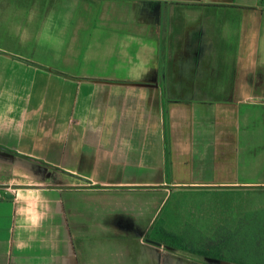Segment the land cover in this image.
<instances>
[{"label":"crops","instance_id":"crops-1","mask_svg":"<svg viewBox=\"0 0 264 264\" xmlns=\"http://www.w3.org/2000/svg\"><path fill=\"white\" fill-rule=\"evenodd\" d=\"M248 155L264 0H0V264H232L147 234L179 191L264 186Z\"/></svg>","mask_w":264,"mask_h":264},{"label":"rangeland","instance_id":"rangeland-1","mask_svg":"<svg viewBox=\"0 0 264 264\" xmlns=\"http://www.w3.org/2000/svg\"><path fill=\"white\" fill-rule=\"evenodd\" d=\"M224 161L215 162V164L217 163L216 167L219 168L222 163H226V170L231 173L232 161L229 159H226V162ZM241 163H243L241 174L245 179L257 181L260 184L264 183V171L251 170L255 166L258 168L264 164V155L244 156ZM246 168L249 169L245 170ZM215 173L221 174L223 171L217 169L211 174L214 176ZM187 189L189 190L190 188ZM260 209H264V186L229 188L225 189V191H179L172 194L169 201L165 204L162 217L165 218L169 214L171 216V213H173V220L171 219L172 222L170 221L169 224L173 230L180 232L185 229L197 241L205 237L207 241L219 244L223 236L229 235L228 230L232 232L243 231L248 226L245 222L250 220V215L247 217L245 215ZM232 244L229 243L227 245L230 250L228 252L230 257L239 258V256L246 255L241 250H237L235 244ZM180 254L179 256L182 257L187 255V253H184V255L182 252ZM158 259H163L164 263L174 260L172 257L163 255L158 257Z\"/></svg>","mask_w":264,"mask_h":264},{"label":"trees","instance_id":"trees-1","mask_svg":"<svg viewBox=\"0 0 264 264\" xmlns=\"http://www.w3.org/2000/svg\"><path fill=\"white\" fill-rule=\"evenodd\" d=\"M169 215L154 223L147 234V238L150 241L195 257L232 264H264V209L245 215V217L250 215V220L245 222L248 226L241 232L228 230L230 236L221 237L222 240L219 244L207 241L205 237L197 241L185 229L180 232L173 230L169 224L171 219L173 220L174 214L171 213V216ZM229 243L235 244L237 250H241L246 255L239 256L237 254L239 258L230 257L228 255L230 250L227 246Z\"/></svg>","mask_w":264,"mask_h":264},{"label":"water","instance_id":"water-1","mask_svg":"<svg viewBox=\"0 0 264 264\" xmlns=\"http://www.w3.org/2000/svg\"><path fill=\"white\" fill-rule=\"evenodd\" d=\"M148 243H151L153 245H156V246H161V244L157 243V242H153V241H150V240H147Z\"/></svg>","mask_w":264,"mask_h":264}]
</instances>
